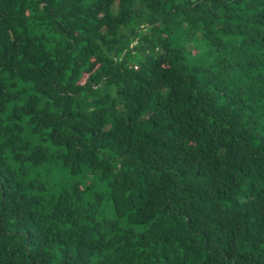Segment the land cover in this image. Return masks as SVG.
Instances as JSON below:
<instances>
[{"label":"trees","instance_id":"1","mask_svg":"<svg viewBox=\"0 0 264 264\" xmlns=\"http://www.w3.org/2000/svg\"><path fill=\"white\" fill-rule=\"evenodd\" d=\"M0 264H264V0H0Z\"/></svg>","mask_w":264,"mask_h":264},{"label":"rangeland","instance_id":"2","mask_svg":"<svg viewBox=\"0 0 264 264\" xmlns=\"http://www.w3.org/2000/svg\"><path fill=\"white\" fill-rule=\"evenodd\" d=\"M186 49H188V51H190L188 48V46H185ZM200 46H193L194 51H196ZM193 50V49H192ZM195 52H193L194 54ZM191 56V55H190ZM193 56V55H192ZM191 56V57H192ZM39 173L43 174V175H50V184L52 185H58L60 184L61 181H67V182H71L72 180H75L76 178H73L72 176H70L67 172V170L57 166V165H44L39 169ZM90 182V180L87 179L86 183ZM109 205L106 204L105 202V211L107 213V217L110 218V216L113 214L112 209H110L108 207ZM133 231L135 232H139L141 229L139 227H132L131 228Z\"/></svg>","mask_w":264,"mask_h":264}]
</instances>
